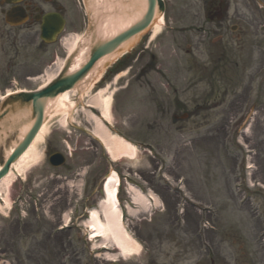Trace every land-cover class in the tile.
<instances>
[{"label": "rangeland", "instance_id": "1", "mask_svg": "<svg viewBox=\"0 0 264 264\" xmlns=\"http://www.w3.org/2000/svg\"><path fill=\"white\" fill-rule=\"evenodd\" d=\"M248 7L237 10L232 4L231 12H255ZM176 8L169 27L195 24L192 11L178 18ZM85 12L83 4L77 12L69 0L60 42L42 44L38 52L26 35L24 57L14 62L9 76L18 85L0 83V98L6 91L37 90L47 71H59L57 64L67 57L62 40L83 33ZM167 31L150 45L158 58L157 70L130 82L129 75L118 85L112 84L114 77L82 96L74 91L67 102L72 106L67 126L62 123L64 112L51 117L37 157L0 195V264H264V85L260 89L254 84L248 97H235L244 92L243 85L234 87V97H194L197 92L190 87L181 97L167 92L163 74L176 77L177 62L191 65L184 47L192 40V30ZM193 72L187 66L184 78ZM98 94L113 97L110 124L114 132L141 146L137 159L111 162L101 144L83 132L93 129L87 112L99 116L87 107ZM54 153L66 156L61 168L49 164ZM249 163L252 170L247 169ZM112 170L121 178L124 223L142 245L139 256L116 262L107 259L98 239L88 240L83 226L103 199L102 183ZM127 176L144 191L154 192L160 208L147 213L132 206L137 214H127ZM70 220V228H64Z\"/></svg>", "mask_w": 264, "mask_h": 264}, {"label": "flooded vegetation", "instance_id": "2", "mask_svg": "<svg viewBox=\"0 0 264 264\" xmlns=\"http://www.w3.org/2000/svg\"><path fill=\"white\" fill-rule=\"evenodd\" d=\"M232 4H236L237 10L239 6L251 5L255 12L232 13ZM176 7H179L178 18L185 14L184 11L193 12L195 24L183 25L180 29L182 34L192 30L189 35L192 40H188L185 46L190 49L187 53L193 57L192 66H189V69H193L194 72L193 76L186 80L185 65L189 64L175 63L176 77L167 78V75L163 74L167 92L181 97V93L190 87L197 92L194 97H233V86H251L259 80L264 66L261 40L264 37V0H195L192 4H183L182 0L171 2L167 4L165 17L169 30H175L169 27L171 25L169 15L177 9ZM15 9H19L26 15V22L22 26H10L6 22L8 13ZM61 12L62 7L58 0H0V79L2 84H7L13 79L9 78L11 69L14 68L13 64L21 62L24 57L26 35L32 38V45L38 52L41 47L40 32L44 17L50 14H61ZM190 27L192 29H189ZM176 32L180 33L179 30ZM152 41L149 36L143 38L140 46L128 58L129 82L131 79H140L147 73L157 70L158 63L150 50ZM147 55L149 60H144ZM139 60L141 63L137 67ZM111 79L113 77H107L106 81ZM185 80L187 83H184ZM129 87L130 84L128 87H121L120 90ZM246 93L245 89V93L235 97H246ZM212 264H216L214 260Z\"/></svg>", "mask_w": 264, "mask_h": 264}, {"label": "water", "instance_id": "3", "mask_svg": "<svg viewBox=\"0 0 264 264\" xmlns=\"http://www.w3.org/2000/svg\"><path fill=\"white\" fill-rule=\"evenodd\" d=\"M86 33L69 56L57 79L36 92H22L4 99L0 106V180L30 147L53 111L56 100L66 92L88 85L102 69L126 52L150 31L164 14L161 0H89ZM54 18L53 17H49ZM64 26L61 18L42 27V39L52 42ZM50 163L60 167L65 158L53 155Z\"/></svg>", "mask_w": 264, "mask_h": 264}, {"label": "bare ground", "instance_id": "4", "mask_svg": "<svg viewBox=\"0 0 264 264\" xmlns=\"http://www.w3.org/2000/svg\"><path fill=\"white\" fill-rule=\"evenodd\" d=\"M159 29L160 27L157 28V30ZM81 41V34L70 33L62 40V46L67 54H70L75 50ZM63 64L64 61H60L57 64L59 71L61 70ZM59 71H47L44 75L46 79L43 86L55 79ZM85 88L86 87L84 86V89ZM71 93L73 92L66 93L59 97L52 107V109L55 108L54 111L49 115V117H51L60 112H64V117L62 119L64 126H67L71 122L72 106H68L67 103ZM112 101V96L106 99L101 97L100 94L94 96L88 102L87 106L100 112V115L96 116L94 113L89 111L86 114L87 118L93 125L92 132L94 137L104 147L106 153L113 162H117L122 159L133 161L138 157L137 147L124 137L111 133L106 126V124L110 125V109ZM48 125L49 122H47L41 129L27 152L12 166L9 174L0 181V195L4 191L6 192L8 188L17 180L18 176H20V174L24 171L25 166L37 157V147L40 143L45 141L46 134L48 132ZM248 168L253 169L251 163H249ZM119 183V175L116 171L112 170L104 183V199L101 203L100 210L97 208L90 210V217L83 223V226L88 229L87 233L89 232L91 240L101 239L102 243L99 246L107 249L114 248L118 251V256L109 254L106 255L107 259L111 261H115L119 257L124 258V260H128L131 257H137L142 249L140 243L129 232L124 223L119 199L118 196L116 197ZM132 192L135 194V203L145 209L148 204H145L146 201L144 200V197L140 195V191L133 187ZM151 195L154 199L155 206L159 207L161 204L159 198L153 193H151ZM6 203H8L7 200Z\"/></svg>", "mask_w": 264, "mask_h": 264}]
</instances>
